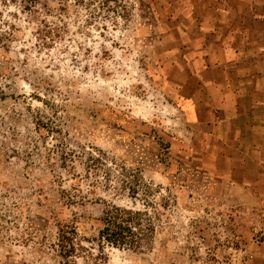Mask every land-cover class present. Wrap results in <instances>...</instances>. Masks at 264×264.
<instances>
[{"label": "rangeland", "instance_id": "1", "mask_svg": "<svg viewBox=\"0 0 264 264\" xmlns=\"http://www.w3.org/2000/svg\"><path fill=\"white\" fill-rule=\"evenodd\" d=\"M230 1L0 0V264H264V201L229 185L256 171L203 84L228 23L253 21L242 50L264 39V0ZM114 208L152 228L143 247L100 239Z\"/></svg>", "mask_w": 264, "mask_h": 264}, {"label": "crops", "instance_id": "2", "mask_svg": "<svg viewBox=\"0 0 264 264\" xmlns=\"http://www.w3.org/2000/svg\"><path fill=\"white\" fill-rule=\"evenodd\" d=\"M238 7L247 8L253 13L258 9L255 0H234ZM218 11L230 13L236 10L235 5L230 0H216ZM235 7V8H234ZM240 10V9H239ZM251 22H253L251 20ZM247 23L229 24L227 27L232 29L231 36L220 46V51L216 53V59L226 60V65L216 63L213 67L205 65L202 70L212 71L215 74V68L220 71L222 80L211 84L217 90L220 96L216 95L212 112L218 114L214 123L219 128V134L222 133L224 125H228V151L225 154L232 157H240V163L243 165L237 167L235 172L249 173L250 165L254 166L256 174L244 176L242 180L230 179V187L244 190V193L252 200L264 201V67L253 68L255 61L264 60V39L262 43L253 50V37L247 36V31L241 40L251 48L245 50L238 47L237 36L240 35L241 27H248ZM207 52H199L196 56L200 59H207ZM209 57H211L209 55ZM220 69V70H219ZM201 72V71H200ZM198 77L201 78L199 72ZM202 79V78H201ZM224 136L225 133L223 132ZM225 155L224 153H222ZM253 170V171H254ZM233 171V168L231 169ZM248 175V174H247Z\"/></svg>", "mask_w": 264, "mask_h": 264}, {"label": "trees", "instance_id": "3", "mask_svg": "<svg viewBox=\"0 0 264 264\" xmlns=\"http://www.w3.org/2000/svg\"><path fill=\"white\" fill-rule=\"evenodd\" d=\"M140 216L138 212L119 208L106 212L99 231L100 239L114 247L140 249L152 233L151 227H141ZM59 246L64 257L74 252L73 239L66 230L60 234Z\"/></svg>", "mask_w": 264, "mask_h": 264}]
</instances>
